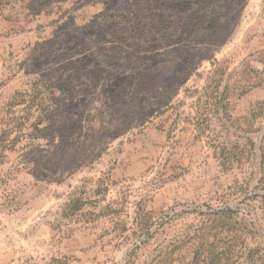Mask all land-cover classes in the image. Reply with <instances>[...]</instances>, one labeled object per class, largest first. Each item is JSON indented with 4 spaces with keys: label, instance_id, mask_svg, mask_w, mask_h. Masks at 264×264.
<instances>
[{
    "label": "rangeland",
    "instance_id": "obj_1",
    "mask_svg": "<svg viewBox=\"0 0 264 264\" xmlns=\"http://www.w3.org/2000/svg\"><path fill=\"white\" fill-rule=\"evenodd\" d=\"M0 264H264V0H0Z\"/></svg>",
    "mask_w": 264,
    "mask_h": 264
},
{
    "label": "trees",
    "instance_id": "obj_2",
    "mask_svg": "<svg viewBox=\"0 0 264 264\" xmlns=\"http://www.w3.org/2000/svg\"><path fill=\"white\" fill-rule=\"evenodd\" d=\"M212 19H214V18H212Z\"/></svg>",
    "mask_w": 264,
    "mask_h": 264
}]
</instances>
